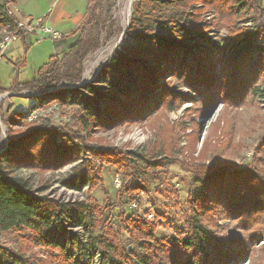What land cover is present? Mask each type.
<instances>
[{"label":"rangeland","instance_id":"1","mask_svg":"<svg viewBox=\"0 0 264 264\" xmlns=\"http://www.w3.org/2000/svg\"><path fill=\"white\" fill-rule=\"evenodd\" d=\"M226 1L227 6H231L232 1ZM126 2L132 4V8L130 5L129 13L122 15ZM172 3L169 0H90L85 24L73 50L69 49L68 53L49 59L52 48L48 41L33 44L24 66L17 71L5 61L7 55L0 60V147L6 145L8 136L20 135L31 123H49L68 134L72 141L81 143L85 151L71 164L57 170L21 169L19 174L30 177L32 187L55 202V205L74 202L94 204L100 216L99 221L96 219L92 233L113 240L120 254L117 258L122 261H127L126 258L131 254L140 253L145 243L151 240L149 237H130L129 221L132 219L149 221L155 238L165 237L178 242L192 240V216L198 217L200 214L196 211L194 193L201 186L199 180L206 175L255 169L254 174L264 184V60L261 59V53L256 48L255 51L250 49L251 56L248 58L252 59L248 61L247 67L246 63L243 64L241 72L244 73L254 63L248 85L250 87L260 82L262 96H251L248 91L234 96L231 93L234 89L230 88L236 85L229 76L231 72L236 74V71H231L235 69L234 59L249 44L257 49L264 48V0H260L259 7L254 6L246 11L235 12L224 6L221 26L213 24L217 20L215 8L205 7L200 0L192 1L185 4L178 17L184 20L181 24L185 27L186 22L197 14L199 22L205 24L201 27L202 33L179 37L171 31L150 30L152 26H147V17H157L167 10L177 11ZM137 19L142 20L139 25ZM127 23L128 29L111 52L120 49L128 58L134 59L133 51L138 46L151 45L149 37L152 34L167 42L184 44L187 51L181 60L182 64L191 55L206 63L213 62L212 78L220 84L214 87V96L204 97L182 83L179 77L166 75L157 81L156 91H159L164 103L171 100L174 109L170 110L165 105L140 123L108 131H92L93 134L84 135L83 140L75 139L76 132L81 135L75 125L76 113L88 108L90 101L102 108L98 95L108 92L103 81V67L107 65L111 52L96 70L97 60L103 49L121 36ZM140 60L152 72H156L151 59L142 57ZM46 62L47 67L57 62L60 72L71 79H64L58 85L43 89L42 95L36 98L30 95L34 91L24 88L21 82L32 79L35 71ZM123 77L131 83L134 72ZM228 90L229 94L225 93ZM234 94L238 92L234 91ZM232 97V102L227 100ZM226 103L234 106L232 115L217 127L215 122L229 109ZM129 151L141 155L161 154L160 157L165 159V172L160 174V180L136 185L138 189L132 193V199H128L124 193H118L121 184L130 187L137 183V180L132 179L135 169L130 170L128 167ZM229 161L233 162V168ZM227 165L231 168H227ZM79 172L88 176L93 188L84 186L76 190L68 187L66 182L78 179ZM225 182H228V187L234 183L228 179ZM213 213L201 215L199 220L214 240L220 234L234 233L246 242V237L253 230L261 233L260 226L253 221L242 224L235 218L228 219ZM58 214L66 232L76 234L83 241L90 234L88 225L77 221L74 210L61 207ZM32 235L27 230L1 233L0 246L23 252L36 264H68L61 260L56 249L32 241ZM62 237L61 234L56 236L58 240ZM263 241L264 236L258 235L251 246V261L248 264H264ZM154 242L147 246L155 245ZM203 243L200 240V244L195 245L197 253L207 248ZM251 244L248 239L244 250ZM98 254L102 256L96 248L90 253V261L96 262ZM178 260L185 262L186 257L180 256ZM244 260L232 261L230 264H239ZM186 261L194 264L192 260Z\"/></svg>","mask_w":264,"mask_h":264},{"label":"trees","instance_id":"2","mask_svg":"<svg viewBox=\"0 0 264 264\" xmlns=\"http://www.w3.org/2000/svg\"><path fill=\"white\" fill-rule=\"evenodd\" d=\"M176 6L177 11H165L157 17H147V26H152L150 30L159 29L162 31H171L179 37H185L190 34L202 33L205 24H201L197 17L186 26L181 24L183 19L179 20V12L189 2L199 0H169ZM205 7H213L217 10V16L214 21L215 26H221L224 21V6L228 10L246 11L260 5V0H229L231 6H227L226 0H200ZM171 4V5H172ZM170 6V5H169ZM137 8V6H136ZM179 16V17H178ZM142 20L137 19V23ZM85 24V20L81 24ZM239 35V34H237ZM151 45L138 46L134 51V59L128 58L123 50L115 49L108 57L107 65L103 67V81L107 86L106 94H99L102 102V108L90 101V106L76 113L75 125L77 131L75 139H84V135L91 136L92 131H108L116 127H122L130 124L140 123L148 116L166 105L168 109H174L171 100L164 103L163 98L156 91L157 81L166 75L168 77H179L182 83L195 89L197 93L204 97L214 96V87L220 84L214 76L213 62H205L191 55L186 62L182 64L187 48L179 42H167L157 36L150 35ZM77 43V42H76ZM71 46V50L77 44ZM249 44L246 49L235 60L236 74L231 72L229 75L236 85L231 93L238 97L240 93L249 92L251 96H262L259 82L253 86L248 85V78L252 75L254 63L241 72V67L247 63L251 56V51L261 53V59L264 60V48L257 49L256 46ZM260 50V51H259ZM249 53V55H248ZM246 56V58H244ZM152 60L155 71L152 72L140 60V58ZM205 59V57H203ZM245 60L244 62H242ZM205 62V63H202ZM41 66L36 77L21 82L24 88H29L34 92H41L43 89L52 85H58L64 79H71L70 76H64L60 72V65L56 62L51 67ZM208 64V65H207ZM45 66V67H44ZM185 66V67H184ZM233 66V65H232ZM134 72V78L130 83L123 76ZM242 75H241V73ZM247 72V73H246ZM215 73V72H214ZM123 75V76H122ZM244 79V80H243ZM230 80V81H231ZM73 81V80H72ZM229 81V86L231 82ZM214 85V86H213ZM230 90L225 91L228 93ZM222 91V90H221ZM234 91L238 94L235 95ZM157 92V93H156ZM229 94V93H228ZM225 95V94H224ZM40 97V96H36ZM232 102L233 97L227 99ZM229 109L215 122L216 126L223 125L232 115L230 103H226ZM24 117V116H23ZM12 121V118L11 120ZM95 133V132H94ZM64 131L51 126L49 123L43 125H33L32 123L17 136H8L6 145L0 149V234L10 232L30 231L33 235L32 241L36 244L56 249L61 260L68 264H82V261L90 259V253L97 248L101 253L100 264H189L186 260H192L194 264H230L232 261L239 264H248L251 261V246L255 244L258 235L264 236V184L261 178L254 174L255 169L238 172H218L216 174L206 175L200 179L201 186L195 191L196 211L199 216H192L191 230L193 238L191 241L178 242L167 238H155L153 235V226L144 219H132L129 221L131 228V238L149 237L150 241L145 243L141 252L131 254L127 261L117 258L118 251L113 240H108L103 236L94 235L96 219L99 221V213L94 204L89 202L66 203L64 205H55V202L48 200L40 192L32 187L31 178L19 174L21 169H44L57 170L78 159L85 151L82 144L76 143L70 139ZM264 141V137H263ZM201 155L203 153L200 152ZM128 166L130 170L135 169L132 179L137 180L136 184L130 187L121 184L118 193H124L128 199H132V193L138 188L139 183H151L159 181L160 174H163V160L159 155L152 156L149 153L143 155L134 151L127 152ZM126 162V157H125ZM136 161V162H135ZM231 167L233 168V162ZM125 166V170L128 167ZM227 165V168H231ZM143 169V170H142ZM140 170L142 172L140 173ZM264 170V164L263 168ZM79 178L66 182L68 187L79 190L86 186L94 187L89 182V178L84 172L78 173ZM77 175V176H78ZM229 176V177H228ZM232 180L228 187L226 180ZM72 209L76 213V219L85 222L90 230V234L81 240L76 234L64 233L63 222L59 217V209ZM208 212H214L216 216L225 218H235L238 223L248 224L252 221L260 226L261 233L253 230L247 237L246 242H252L250 247L244 250L246 242L239 235L234 233L220 234L216 240L204 228L199 218ZM259 219V222H256ZM129 232V231H128ZM64 235L63 239L56 238V234ZM62 239V240H61ZM200 240L206 245L203 252L197 253L195 245L200 244ZM155 241V245L148 247L149 243ZM172 241V242H171ZM264 243V241H263ZM142 244V242L140 243ZM142 246V245H141ZM202 253V254H201ZM185 256V262L179 259ZM156 261V262H155ZM0 264H36L29 256L18 250H12L5 246H0Z\"/></svg>","mask_w":264,"mask_h":264},{"label":"crops","instance_id":"3","mask_svg":"<svg viewBox=\"0 0 264 264\" xmlns=\"http://www.w3.org/2000/svg\"><path fill=\"white\" fill-rule=\"evenodd\" d=\"M17 5L18 16L26 19L40 17L46 24L59 30L62 37L53 40L48 36L41 37L38 32L21 36L13 43L6 54L8 57L5 59L11 64L14 71H17L22 65L24 66L27 53L33 44H42L43 41H48L52 48L48 54L49 59L62 53H68L79 38L81 24L86 18L90 0H17ZM37 71H35L34 77H36Z\"/></svg>","mask_w":264,"mask_h":264},{"label":"built area","instance_id":"4","mask_svg":"<svg viewBox=\"0 0 264 264\" xmlns=\"http://www.w3.org/2000/svg\"><path fill=\"white\" fill-rule=\"evenodd\" d=\"M18 12L19 8L17 0H0V60H2L9 52L13 43L27 33L38 32L41 37L48 36L53 40L60 39L62 37V33L59 30L46 24L42 18H21L18 16ZM30 95L36 97L42 95V92H31ZM4 145L5 144H3L0 149L3 148ZM116 183V185H118V180H116ZM77 221L80 220L77 219ZM80 223L82 224L84 222L80 221ZM63 231L64 233H70L66 232L65 226H63ZM60 234H56V236ZM101 257L102 256H99L98 254L96 262L93 260L90 261L89 259L82 261V264H100Z\"/></svg>","mask_w":264,"mask_h":264},{"label":"bare ground","instance_id":"5","mask_svg":"<svg viewBox=\"0 0 264 264\" xmlns=\"http://www.w3.org/2000/svg\"><path fill=\"white\" fill-rule=\"evenodd\" d=\"M129 1V0H128ZM131 4H129V2H126V5H125V7L123 8V10H122V15L123 14H125V15H127L128 13H129V6H130ZM121 8V7H120ZM131 9V8H130ZM121 11V10H120ZM121 14V13H120ZM130 16V15H129ZM122 36H119L117 39H115L114 41H112L111 43H109L104 49H103V52H102V55H101V57L97 60L98 62V64H96V66H95V69L97 70V68H99V66L102 64V62L105 60V58L108 56V54L111 52V50H113V48L116 46V45H118L120 42L119 41H121L120 40V38H121Z\"/></svg>","mask_w":264,"mask_h":264},{"label":"water","instance_id":"6","mask_svg":"<svg viewBox=\"0 0 264 264\" xmlns=\"http://www.w3.org/2000/svg\"><path fill=\"white\" fill-rule=\"evenodd\" d=\"M131 8H132V4H131ZM128 26H129V23H127V24L125 25V27H124V29H123V31H122V33H121V36H123V35L125 34L126 30L128 29Z\"/></svg>","mask_w":264,"mask_h":264}]
</instances>
